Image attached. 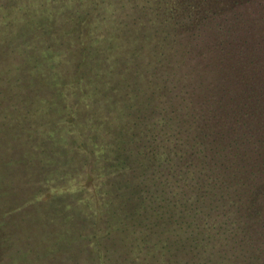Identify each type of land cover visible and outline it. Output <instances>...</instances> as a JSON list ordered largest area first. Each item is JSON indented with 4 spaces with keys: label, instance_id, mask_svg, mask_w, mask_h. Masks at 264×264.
<instances>
[{
    "label": "rangeland",
    "instance_id": "obj_1",
    "mask_svg": "<svg viewBox=\"0 0 264 264\" xmlns=\"http://www.w3.org/2000/svg\"><path fill=\"white\" fill-rule=\"evenodd\" d=\"M44 2L23 4L41 16L0 108V264H257L243 244L193 250L147 158L180 77L165 28L137 0Z\"/></svg>",
    "mask_w": 264,
    "mask_h": 264
},
{
    "label": "trees",
    "instance_id": "obj_2",
    "mask_svg": "<svg viewBox=\"0 0 264 264\" xmlns=\"http://www.w3.org/2000/svg\"><path fill=\"white\" fill-rule=\"evenodd\" d=\"M137 1L175 46L161 65L180 76L169 74L160 108L165 151L147 157L163 171L166 205L193 250L243 244L264 264V0ZM25 2L0 0V108L22 80L26 37L36 38L41 12Z\"/></svg>",
    "mask_w": 264,
    "mask_h": 264
}]
</instances>
